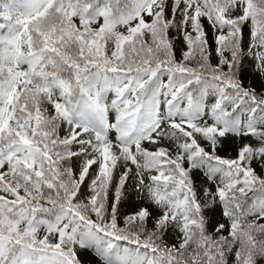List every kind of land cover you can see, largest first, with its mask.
I'll use <instances>...</instances> for the list:
<instances>
[{"label": "snow or ice", "instance_id": "obj_1", "mask_svg": "<svg viewBox=\"0 0 264 264\" xmlns=\"http://www.w3.org/2000/svg\"><path fill=\"white\" fill-rule=\"evenodd\" d=\"M0 21V264L264 260V0Z\"/></svg>", "mask_w": 264, "mask_h": 264}, {"label": "trees", "instance_id": "obj_2", "mask_svg": "<svg viewBox=\"0 0 264 264\" xmlns=\"http://www.w3.org/2000/svg\"><path fill=\"white\" fill-rule=\"evenodd\" d=\"M0 22H3V21H0ZM258 264H264V260L258 261Z\"/></svg>", "mask_w": 264, "mask_h": 264}]
</instances>
